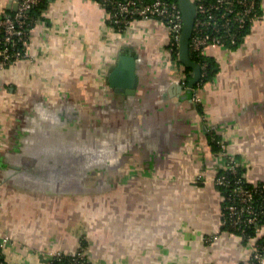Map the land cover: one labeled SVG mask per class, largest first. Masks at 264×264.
<instances>
[{"label":"crops","instance_id":"0c3cea01","mask_svg":"<svg viewBox=\"0 0 264 264\" xmlns=\"http://www.w3.org/2000/svg\"><path fill=\"white\" fill-rule=\"evenodd\" d=\"M17 6L0 0V17ZM262 8L241 45L207 49L220 69L195 101L163 21L119 32L98 0L45 5L28 38L33 61L0 66L5 262L83 248L94 264H251L244 237L222 226L224 160L211 140L225 139L248 182L264 180ZM121 56L135 58L136 86L111 85Z\"/></svg>","mask_w":264,"mask_h":264},{"label":"built area","instance_id":"2783aa9c","mask_svg":"<svg viewBox=\"0 0 264 264\" xmlns=\"http://www.w3.org/2000/svg\"><path fill=\"white\" fill-rule=\"evenodd\" d=\"M41 1L18 0L17 9L14 12L0 17V66H10L23 59L33 61L27 51V34L33 28L30 10ZM105 1L111 5V8L107 9L105 3H101L107 11L108 23L112 28L123 32L136 19L156 18L166 23L169 28L172 44L168 47L170 56L172 57L174 49H177L179 53L183 17L178 0ZM196 2L198 15L190 40V53L193 52L199 56L207 55L206 51L210 47L231 48L239 39H242L243 43L247 34L240 35L242 29L248 24L253 26L263 18L257 10V5L259 2L262 4V0H214L211 2L196 0ZM172 59L178 64L179 58ZM189 74L192 75V71L190 73L186 71L183 79L187 88L186 80L191 77ZM193 98L195 101L199 100L198 90L195 91ZM218 143L221 148L216 153L224 160L221 169L225 172L218 174L214 181L223 198L222 226L243 236L246 234V227L256 224L264 215V184L261 195L256 196V192L260 189L259 182L253 187L246 186L245 173L240 172V167L244 166L243 161L228 152L224 138L218 139ZM224 191H228V194L225 195ZM215 238L216 236H211L208 240ZM247 243L252 250L251 264H264V246L260 244L258 238L250 237ZM3 244L0 240L1 255ZM63 254L58 252L50 256L46 264L54 259L61 260ZM73 256L69 264H94L86 256L83 248L74 252Z\"/></svg>","mask_w":264,"mask_h":264},{"label":"trees","instance_id":"16d2710c","mask_svg":"<svg viewBox=\"0 0 264 264\" xmlns=\"http://www.w3.org/2000/svg\"><path fill=\"white\" fill-rule=\"evenodd\" d=\"M51 1L52 0H42L40 2V4H38L37 6L33 7L30 10L31 26L32 27L35 23V20L38 18V14L40 13V11L44 8L45 5H47ZM98 1L101 3H105L107 9L111 8L110 3L106 2V1L104 2V0H98ZM205 1L211 2L214 0H205ZM257 7H258L257 8L258 12L263 15V8H262V4H260V2L257 5ZM251 27H252L251 24H248L244 29H242V31H241L242 33L240 35L248 34ZM29 36H30V31H28V34H27V41H28ZM242 41H243L242 39H239L238 42L236 44H233L231 47L232 48L238 47L240 45V43H242ZM171 45L172 44L170 43L169 46L171 47ZM175 47H176V45H175ZM191 56L194 60L198 61L201 64V66H203L202 67L203 75H202L200 82L193 89H187L188 94L190 96H194L196 90H198L199 88L204 86L205 83L214 79V77L216 76V74L218 73V71L220 69V65L214 57L209 56V55L199 56V55L191 52ZM172 58H175V59L179 58V53H178L177 49H174V51L172 52ZM179 62H181V61L179 60ZM185 69L188 73H190L192 71V69L188 68V67H186ZM190 75L191 74H189V77H190ZM188 82H189V78L186 80L187 85H188ZM212 134H213V139L211 140L212 141L211 142L212 143V149H213V151H219L221 147H220V144L218 143V139H220L221 136L216 131L212 132ZM223 172H225V170L221 169L218 174H222ZM240 172L245 173L244 166H242V168L240 167ZM245 184L248 187L254 186V184L248 182L246 180V178H245ZM263 184H264V180L259 182L260 189L258 192H256V196L261 195ZM223 193H225V195H226V194H228V191H224ZM222 206H223V202H222ZM263 225H264V215H262L260 217V220L256 224H252V225H249L246 227V231H245L246 234L243 235L245 241L247 242L250 237H257L260 244H262L264 246V234L259 235L260 230H259V232L257 231ZM73 257H74L73 254L64 253L61 260L54 259L52 262H48L47 264H69L73 260ZM0 263L1 264H7L4 260L3 255H1V254H0Z\"/></svg>","mask_w":264,"mask_h":264},{"label":"water","instance_id":"95a60500","mask_svg":"<svg viewBox=\"0 0 264 264\" xmlns=\"http://www.w3.org/2000/svg\"><path fill=\"white\" fill-rule=\"evenodd\" d=\"M178 5L182 12L183 26L179 43V60L188 68L192 69V75L189 78L188 89H193L202 78V66L194 60L190 53V40L193 34L195 21L198 15V6L196 0H178ZM135 58L131 56H121L117 65L113 68L109 75L112 86L120 84L121 79L135 78V86L137 77H135ZM131 83V82H130ZM129 83V84H130ZM133 85V86H134ZM133 91V90H132Z\"/></svg>","mask_w":264,"mask_h":264},{"label":"rangeland","instance_id":"374dc122","mask_svg":"<svg viewBox=\"0 0 264 264\" xmlns=\"http://www.w3.org/2000/svg\"><path fill=\"white\" fill-rule=\"evenodd\" d=\"M90 134H92V131L89 132V137H86V138L92 140V135H90Z\"/></svg>","mask_w":264,"mask_h":264}]
</instances>
